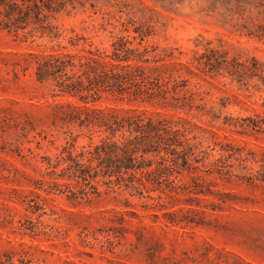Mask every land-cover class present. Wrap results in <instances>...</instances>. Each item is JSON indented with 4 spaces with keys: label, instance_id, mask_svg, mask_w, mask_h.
<instances>
[{
    "label": "rangeland",
    "instance_id": "1",
    "mask_svg": "<svg viewBox=\"0 0 264 264\" xmlns=\"http://www.w3.org/2000/svg\"><path fill=\"white\" fill-rule=\"evenodd\" d=\"M56 1L51 33L32 23L16 33L0 28V264H264V129L239 126L264 121L263 84L204 65L221 55L264 62V0ZM118 39L163 58L149 71L184 81L180 95L194 106L113 96L97 104L183 118L204 158L196 171L173 174L170 189L140 195L97 178L98 192L83 195L46 162L70 134L78 135L75 151L90 141L57 116L58 103L76 100L37 81L28 54L109 52Z\"/></svg>",
    "mask_w": 264,
    "mask_h": 264
},
{
    "label": "trees",
    "instance_id": "2",
    "mask_svg": "<svg viewBox=\"0 0 264 264\" xmlns=\"http://www.w3.org/2000/svg\"><path fill=\"white\" fill-rule=\"evenodd\" d=\"M61 7L56 0H0V28L16 33L32 23L42 34L47 29L51 33L46 24L47 13L57 12ZM129 43L118 39L111 44L109 52L95 47L83 53L52 49L28 54L37 81L50 82L62 95L76 100L58 103L57 116L84 130L90 141L75 151L78 135L70 134L56 161L46 158V162L52 168L51 174L80 184L83 195L98 192L97 178L108 187H123L140 195L143 191L160 189L161 185L170 189L173 174L196 171L198 166L194 163L204 158L198 156V146L187 137L183 118L153 117L145 115L144 110L120 111L97 104L113 96L120 101L176 111H189L194 106L180 95L184 81L177 83L170 75L149 71L150 62L163 58L152 57L146 47L140 50ZM209 59L204 62L208 71L225 70L244 84L257 76L264 88V62L257 58L239 61L221 55L214 63ZM239 126L242 130L249 127L260 131L264 129V121L252 120ZM93 135L98 137L97 142L92 141ZM61 164L64 166L55 173Z\"/></svg>",
    "mask_w": 264,
    "mask_h": 264
}]
</instances>
